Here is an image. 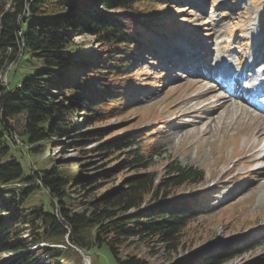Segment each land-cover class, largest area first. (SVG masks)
Returning <instances> with one entry per match:
<instances>
[{
	"label": "trees",
	"instance_id": "16d2710c",
	"mask_svg": "<svg viewBox=\"0 0 264 264\" xmlns=\"http://www.w3.org/2000/svg\"><path fill=\"white\" fill-rule=\"evenodd\" d=\"M157 1L0 0V258L12 255L4 264H83L80 250L95 264L92 253L102 247L113 264H153L119 248L134 240H170L191 224L205 193L175 198L173 192L203 181V170L172 160L166 176H157L148 169L152 152L135 145L138 135L106 140L114 131L84 133L77 119L81 112L87 122L103 121L121 104L145 37L142 27L154 20L148 9ZM81 32L93 36L96 53L76 46ZM25 51L43 66L9 90L1 74ZM19 118L20 131L12 122ZM14 134L25 135L26 152L71 145L115 164L80 169L73 159H56L41 170L30 165L26 175L16 159H7L6 137L13 140ZM97 139L100 143L87 147ZM133 169L138 170L128 176L123 172ZM37 188L47 194L49 210L31 202ZM39 242L47 245L31 250ZM216 258L200 264L223 261Z\"/></svg>",
	"mask_w": 264,
	"mask_h": 264
},
{
	"label": "rangeland",
	"instance_id": "374dc122",
	"mask_svg": "<svg viewBox=\"0 0 264 264\" xmlns=\"http://www.w3.org/2000/svg\"><path fill=\"white\" fill-rule=\"evenodd\" d=\"M148 10L154 20L150 27H142L145 37L140 38L127 75L129 90L103 121L87 122L86 115L79 112L80 130L114 131L106 140L138 135L135 145L152 152L148 169L157 176H166L172 160L204 171L200 183L175 188V198L205 195L190 215L191 224L175 238L134 240L119 250L135 253L153 264H200L210 257L223 259L219 264H264V160H259L264 152L250 156L264 143V138L256 139L260 127L264 128V117L236 102L234 112L229 104L219 107L226 99L209 84L210 80L181 70V63L195 54L196 64L209 65L215 54L226 51L232 58L244 55L246 61L256 42L264 38V0H158ZM93 39L91 34L81 32L74 43L94 54L98 46ZM42 66V60L23 52L17 63L8 67L7 89H13ZM12 122L20 131L22 118ZM18 137L25 140V135ZM6 138L7 159H16L26 175L30 174V165L41 170L56 159H73L80 169L108 170L115 164L70 145L62 149L57 144L46 145L44 152H26L25 144L16 147ZM98 143L100 139L87 147ZM137 170L123 172L128 176ZM31 202L50 209L49 198L41 188L36 189ZM72 205H78L77 199ZM27 236L23 235L24 242L29 245ZM10 256H2L0 264ZM92 258L95 264L114 262L104 247L94 250Z\"/></svg>",
	"mask_w": 264,
	"mask_h": 264
},
{
	"label": "bare ground",
	"instance_id": "6f19581e",
	"mask_svg": "<svg viewBox=\"0 0 264 264\" xmlns=\"http://www.w3.org/2000/svg\"><path fill=\"white\" fill-rule=\"evenodd\" d=\"M261 39V38H260ZM262 48V50L260 49ZM231 55V54H230ZM229 53H217L215 57L211 60L210 64L205 63L201 65L202 68L208 67V70L206 71H200L204 77L207 80L215 79V78H223V77H232L234 80L237 82V85L239 84V79L241 76H244V70H248V75L251 74V66L253 63H256L260 59L264 60V38L261 39L260 41H257L255 46L251 49L249 53V57L247 61L244 60L243 56H236V59H231ZM230 56V57H229ZM196 62V61H195ZM246 62V63H245ZM202 63V62H201ZM200 64V63H199ZM258 71L253 72L252 78H255L257 75H264V61L259 63V66L256 68ZM6 74V72H5ZM2 78V77H1ZM212 83V81H211ZM217 92V91H216ZM213 93V92H212ZM234 94H246V91H240L239 88H234L233 89ZM207 94V93H206ZM226 104H229V106L232 107V112L237 111L235 103L233 101L231 102L230 99L224 100L219 103V107H225ZM211 105L210 107H216V105L209 104ZM241 105V104H240ZM242 106H245V104H242ZM245 108V107H243ZM242 114H246L243 112ZM241 115V112H240ZM246 116V115H245ZM248 135H246V138ZM264 138V128L259 129V131L256 133V139H263ZM260 151L261 153L264 152V143L258 146V149L254 151V153H251L250 156L256 155V153ZM258 160V159H256ZM259 160H264V154L260 155ZM253 162V161H251Z\"/></svg>",
	"mask_w": 264,
	"mask_h": 264
},
{
	"label": "water",
	"instance_id": "95a60500",
	"mask_svg": "<svg viewBox=\"0 0 264 264\" xmlns=\"http://www.w3.org/2000/svg\"><path fill=\"white\" fill-rule=\"evenodd\" d=\"M124 182H125V181H124ZM124 182H123V183H124ZM129 216L131 217V216H134V215H129ZM80 253H81V256H82L83 263H84V264H89V259H88V257L85 256L84 253H83L82 251H81Z\"/></svg>",
	"mask_w": 264,
	"mask_h": 264
},
{
	"label": "built area",
	"instance_id": "2783aa9c",
	"mask_svg": "<svg viewBox=\"0 0 264 264\" xmlns=\"http://www.w3.org/2000/svg\"><path fill=\"white\" fill-rule=\"evenodd\" d=\"M5 82H6V74H5V76H3V78H2V80H1V84H5Z\"/></svg>",
	"mask_w": 264,
	"mask_h": 264
}]
</instances>
